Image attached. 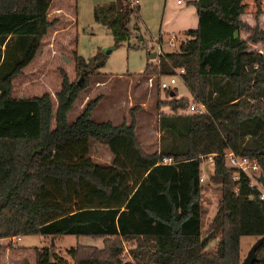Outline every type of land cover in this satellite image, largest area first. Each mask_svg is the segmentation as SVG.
<instances>
[{"label": "trees", "instance_id": "obj_1", "mask_svg": "<svg viewBox=\"0 0 264 264\" xmlns=\"http://www.w3.org/2000/svg\"><path fill=\"white\" fill-rule=\"evenodd\" d=\"M52 1L0 0V255L3 240L7 249L25 250L17 245L21 237L74 236L102 246L71 248V263L49 248H34V264H241V238L264 239L261 191L224 158L230 151L255 160L264 175V55L249 49V43L264 44V32L242 21L244 0L187 2L196 11V29L185 32L178 52L146 63L143 76L157 88L160 78L174 74L169 63L182 69L178 80L190 94L176 98L175 86L162 90L166 100L157 106L168 113L157 116L158 143L150 154L137 136V106L128 124L96 122L95 98L68 122L75 100L103 67L99 55L85 60L74 51L76 81L60 73L55 105L49 94L13 97V81L57 23L48 19ZM139 10L130 0H111L95 8L94 21L116 42L134 34L141 43L132 25ZM242 32L250 36L245 40ZM192 103L205 113L186 112ZM93 143L108 149L110 165L91 159ZM210 156L212 166L204 162ZM209 183L218 185L219 200L202 236ZM211 242L216 247L207 252ZM256 257L255 264H264V240Z\"/></svg>", "mask_w": 264, "mask_h": 264}, {"label": "rangeland", "instance_id": "obj_2", "mask_svg": "<svg viewBox=\"0 0 264 264\" xmlns=\"http://www.w3.org/2000/svg\"><path fill=\"white\" fill-rule=\"evenodd\" d=\"M109 1L53 0L48 19L57 23L43 38L40 51L23 70V75L13 81L12 95L14 98H33L49 94L55 105V94L59 92L61 85L60 73L65 72L70 82L76 81L74 51L85 60L99 55L104 63L103 67L93 76L88 90L82 92L75 100L67 114L68 122L72 123L85 104L95 98H100L99 105L91 116L96 122L110 121L119 125L124 121L128 124L130 110L137 106V136L144 151L150 154L155 152L158 143L157 116L160 112L168 113V109L157 106L158 102L166 100V94L155 87L153 78L149 82V79L143 76L147 62L157 64L158 56L154 59L147 58V53L151 55L155 52L153 45L160 34L162 54L178 52L180 42L185 39V31L195 30L197 27L196 12L186 0H180L182 4H178V0H138V25L145 41L140 43L133 34V38L127 42H116L105 25L94 21L95 8ZM243 3L246 8L242 21L250 28L256 26L264 32V0H244ZM172 35L177 38L174 42L171 40ZM249 36L248 32L241 33L245 40ZM249 49L264 55V44L249 43ZM164 79L160 78L159 83ZM174 86L173 95L176 98H190L187 88L180 80H177ZM186 112H189V109ZM90 157L101 165H110L112 160L108 149L95 143L90 148ZM205 167L203 164L204 182L208 177ZM217 187V184L209 183L202 195V236L207 234L209 223L216 213L219 200ZM257 240L253 237L241 238L242 261ZM101 242L87 237L25 236L17 241V245L26 248L25 250L7 251L9 243L3 240L0 264H24V261L33 264V249L42 247L49 248L52 253L59 254L71 263L66 255L68 250L78 245L100 248ZM215 247L216 242H211L206 251L213 252ZM126 251L127 249L123 253V262L127 261Z\"/></svg>", "mask_w": 264, "mask_h": 264}, {"label": "built area", "instance_id": "obj_3", "mask_svg": "<svg viewBox=\"0 0 264 264\" xmlns=\"http://www.w3.org/2000/svg\"><path fill=\"white\" fill-rule=\"evenodd\" d=\"M130 2H131L132 7L139 6L138 0H130ZM178 4H181L180 0L178 1ZM171 40H172V42L176 41L177 40L176 36L172 35ZM181 42H180V44H181ZM153 46L156 48L155 54L157 56L163 55L162 54V46H161L160 42L156 41V43H154ZM169 66H170L171 70H173L174 74L169 76V77H166L164 80L160 81L159 86H160L161 90H166L168 88L173 87L176 84V81L180 78V75L183 73L182 69H176L172 63H169ZM148 81L151 82L152 79H149ZM188 109H189V113H193V114H204L205 113V107L203 105H197V104L192 103V104H190ZM224 158H225V165L227 168H230V169H233L236 171H240V172L246 174L247 176H249L250 187H258L261 191L260 199L264 200V193H263L264 190L262 189V186L257 181L259 176H264V175H262L260 173V168H259L257 161L249 160V159L244 158V157L236 156L230 151H227L224 153ZM171 162H172L171 159H163L162 163H171ZM204 162H206L207 164L212 166L213 165V157L212 156L208 157ZM263 162H264V158H263ZM203 181H204V175H202L200 177V182L202 183Z\"/></svg>", "mask_w": 264, "mask_h": 264}, {"label": "water", "instance_id": "obj_4", "mask_svg": "<svg viewBox=\"0 0 264 264\" xmlns=\"http://www.w3.org/2000/svg\"><path fill=\"white\" fill-rule=\"evenodd\" d=\"M155 54H152L151 58H154ZM257 181L261 184L264 190V176H259ZM263 238L258 239L255 244L250 248L248 251L245 259L242 261L241 264H255L257 262L256 251L263 243Z\"/></svg>", "mask_w": 264, "mask_h": 264}, {"label": "crops", "instance_id": "obj_5", "mask_svg": "<svg viewBox=\"0 0 264 264\" xmlns=\"http://www.w3.org/2000/svg\"><path fill=\"white\" fill-rule=\"evenodd\" d=\"M111 1V0H110ZM179 1V0H178ZM178 1H177V3H178ZM189 1H194V0H186V3L187 2H189ZM182 4V3H181ZM188 4V3H187ZM188 5H190V4H188ZM190 6H192V5H190ZM193 7V6H192ZM139 9H140V5H139ZM195 9V8H194ZM139 12H140V10H139ZM196 12V11H195ZM195 15H196V13H195ZM139 17H140V14L137 16V17H135L134 18V20L132 21V25L134 24V23H136L135 25L137 26V28H138V35L137 36H140L141 35V37L144 39V37H143V34H142V32H141V30H140V27H139V25H138V20H139ZM196 19H197V15H196ZM136 21V22H135ZM131 25V26H132ZM185 32H187V31H185ZM159 36H161V34L159 35ZM133 38V36L131 37V39ZM130 39V40H131ZM158 39V38H157ZM145 41V40H144ZM183 42V41H182ZM181 42V43H182ZM153 54H155V52L153 53ZM151 56H152V54H151ZM151 56H150V58H151ZM155 56H156V54H155ZM155 56H154V58H155ZM154 58H151V59H154ZM1 243H3V241L1 242ZM6 250L8 251V249L6 248ZM34 264V263H33Z\"/></svg>", "mask_w": 264, "mask_h": 264}]
</instances>
